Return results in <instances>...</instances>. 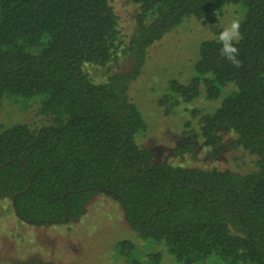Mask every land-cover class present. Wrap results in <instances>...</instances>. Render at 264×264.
Masks as SVG:
<instances>
[{
  "label": "trees",
  "instance_id": "1",
  "mask_svg": "<svg viewBox=\"0 0 264 264\" xmlns=\"http://www.w3.org/2000/svg\"><path fill=\"white\" fill-rule=\"evenodd\" d=\"M126 1L137 12L124 43L110 0H0V97L37 100L49 119L0 130V201L15 197L17 219L41 227L78 219L104 194L144 244H115L125 264H159L161 250L177 264H264V0ZM235 5L237 39L202 41L188 83L171 81L158 104L172 109L204 92L219 105L200 116L199 145L217 157L228 132L255 172L153 162L136 142L146 124L128 84L185 19L212 24ZM120 59L127 71L110 72ZM100 68L108 71L97 80ZM184 144L179 152L191 151Z\"/></svg>",
  "mask_w": 264,
  "mask_h": 264
},
{
  "label": "rangeland",
  "instance_id": "2",
  "mask_svg": "<svg viewBox=\"0 0 264 264\" xmlns=\"http://www.w3.org/2000/svg\"><path fill=\"white\" fill-rule=\"evenodd\" d=\"M110 6L117 18L119 36L127 43L134 32L137 6L126 0H110ZM241 17L242 11L235 5L222 8L212 24L187 18L149 48L140 75L128 84L126 94L146 124L145 133L138 135L136 142L151 150L153 162L203 170L214 168L239 175L255 172V158L241 148H232L233 135L228 132H220L223 149L217 157L209 156L207 148L199 145L200 116L213 112L219 105L208 100L204 92L192 102L172 109L158 104L171 81L188 83L202 41L237 39L236 24ZM125 61L120 59L112 64L109 71H127L129 62ZM107 71L92 69L91 75L102 80ZM38 107L37 100L0 97V130L15 124L30 129L47 125L49 119L38 112ZM192 111L197 115H192ZM185 132L192 133L187 137ZM186 141L190 142L191 151L179 152ZM122 240L130 241L141 251L144 248L118 204L104 194L94 195L78 219L41 227L18 220L9 201H0V264H125L115 252V244ZM161 254L159 264H177L164 250Z\"/></svg>",
  "mask_w": 264,
  "mask_h": 264
},
{
  "label": "water",
  "instance_id": "3",
  "mask_svg": "<svg viewBox=\"0 0 264 264\" xmlns=\"http://www.w3.org/2000/svg\"><path fill=\"white\" fill-rule=\"evenodd\" d=\"M28 190V188L26 189V191ZM14 200H15V197L13 198V201H12V206H13V210H14V213L16 215V217H18V213H17V210L15 209V206H14ZM28 223V222H27Z\"/></svg>",
  "mask_w": 264,
  "mask_h": 264
}]
</instances>
